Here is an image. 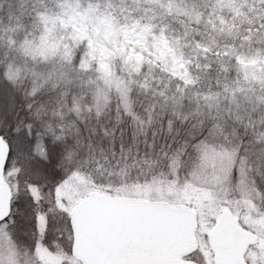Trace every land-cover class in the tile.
Listing matches in <instances>:
<instances>
[{
  "label": "snow or ice",
  "instance_id": "6c2138e0",
  "mask_svg": "<svg viewBox=\"0 0 264 264\" xmlns=\"http://www.w3.org/2000/svg\"><path fill=\"white\" fill-rule=\"evenodd\" d=\"M0 264H264V0H0Z\"/></svg>",
  "mask_w": 264,
  "mask_h": 264
}]
</instances>
